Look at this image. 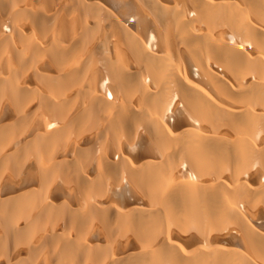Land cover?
I'll return each instance as SVG.
<instances>
[{"label":"bare ground","instance_id":"obj_1","mask_svg":"<svg viewBox=\"0 0 264 264\" xmlns=\"http://www.w3.org/2000/svg\"><path fill=\"white\" fill-rule=\"evenodd\" d=\"M0 264H264V0H0Z\"/></svg>","mask_w":264,"mask_h":264}]
</instances>
